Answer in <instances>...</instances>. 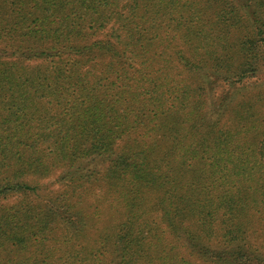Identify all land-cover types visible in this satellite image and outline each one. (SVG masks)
<instances>
[{"label": "trees", "instance_id": "trees-1", "mask_svg": "<svg viewBox=\"0 0 264 264\" xmlns=\"http://www.w3.org/2000/svg\"><path fill=\"white\" fill-rule=\"evenodd\" d=\"M11 8L1 264H264V0Z\"/></svg>", "mask_w": 264, "mask_h": 264}, {"label": "rangeland", "instance_id": "rangeland-1", "mask_svg": "<svg viewBox=\"0 0 264 264\" xmlns=\"http://www.w3.org/2000/svg\"><path fill=\"white\" fill-rule=\"evenodd\" d=\"M12 4L13 0H0V20H6V18H10L15 14L11 8ZM4 8H6V11L3 10ZM4 38L0 39V52L5 49L4 47L8 46L5 43ZM3 53L4 52H1V54ZM8 54L10 56L13 55V50L9 51ZM260 93H264V76L250 81L246 84V86H240L236 90L232 91L234 97H257ZM15 203L16 197H12L10 200L0 199V216L4 212L7 205ZM5 256L6 254L4 253V248L0 247V264L1 259H4Z\"/></svg>", "mask_w": 264, "mask_h": 264}]
</instances>
